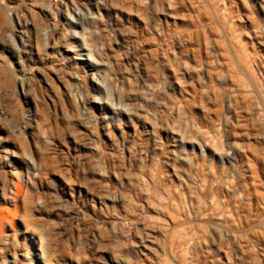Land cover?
<instances>
[{
    "label": "rangeland",
    "instance_id": "1",
    "mask_svg": "<svg viewBox=\"0 0 264 264\" xmlns=\"http://www.w3.org/2000/svg\"><path fill=\"white\" fill-rule=\"evenodd\" d=\"M105 1L109 6H113L112 19L119 23L123 30V37L125 36L121 39L120 45L113 44L105 49V52L108 53V59L116 63L114 65L116 76L124 77L121 78L124 80L122 90L135 99L132 102L140 115L139 118H133V122L123 119L120 122L116 121L111 128L116 137L121 136V130L124 131L125 136L130 139L128 150H117L111 145L109 138L102 135L104 145L102 144L101 155L108 160L105 172L108 177H100L94 166L99 154H95L88 147L89 127L78 124L81 122V117L71 110L69 99L65 95L60 97L55 94L56 91L63 89L62 86L54 84L52 88H48L42 81L41 73H37L34 79L35 83L40 85L38 94L47 98L49 93L54 99L58 98L60 105L72 113H69L72 116H68L72 119L60 118L59 113L54 114L51 107L47 110L42 106L41 113H43L37 112L36 115L40 126L35 127L34 130H28L20 139L16 133L10 132L5 126L1 130V137L3 136L4 139L2 143L8 150L4 153L2 145L1 154L4 158L2 161L8 165L4 166L3 171L6 172L5 177L12 191L17 187L10 183V180L17 181L16 177L11 175V172H15L13 164L24 163L22 154L25 148L34 151L33 155L40 168L39 175L33 180H28L25 170H22L24 177L20 185L25 192H28L27 206L30 209V215L27 219L46 229L48 227L47 230L50 229L54 259L52 258L53 261L51 260L49 264H251L252 260L245 259L244 255H248L253 250L241 234L236 236V241H240L236 242L238 246L236 254L231 251L228 227L231 206H229L230 198L225 186L218 185L219 193L222 202L230 208L221 200L218 205L213 206L215 210L223 213L219 220L223 223L219 233L213 231L210 226L203 225L198 216L200 214L196 216V213H201L202 209L205 217L210 214L205 203L211 207V199L200 197L192 184L186 183L185 186L182 182L186 170H190L194 178L195 164L198 162L203 165L205 162L202 161V157H197V149L191 150L190 143L186 144L182 156L191 157L193 163L191 168L175 158V151L180 150L179 142L175 140L180 138L178 134L182 133L184 137L189 134L185 137L188 141L190 139L189 142H193L201 133L205 135L209 132L216 136L221 134L218 126L220 123L218 113L221 111L212 96V89L208 88L207 93L202 92L197 82L178 70L172 58V51L163 45L159 36L154 35L147 23L146 12L144 11L145 14L143 12L146 7L144 5H147L145 0ZM251 1L258 7L260 4L264 6V0H215L220 5L224 4L229 12L231 11L234 26H237L241 33V41L264 76V62H261L264 52L259 51L261 49L256 47V42L250 40L253 29L254 31L256 29L254 26L257 15L264 17V14L260 10L256 15L249 3ZM157 2L155 1L152 18L156 23H160L168 34L170 32L172 35L181 36L184 47L182 50H185L189 57L186 65L192 67L190 65L195 64L192 58L193 50L197 46L194 40L191 41L193 36L189 37L191 32L198 29L196 26L198 23L195 20L197 6H194L195 3L191 0H157ZM36 6L30 7L34 11H39ZM32 18L30 17V24L35 26L36 18ZM215 35L216 33L212 36L216 38ZM200 39L203 40L200 41L202 44L200 56H205L206 48L203 45L202 34ZM3 43L4 41L0 39V63L4 59ZM33 45L32 59L37 61L41 55L36 45ZM135 66L138 71L134 73H137L138 80L134 83L130 71H133ZM166 75L170 76L172 82V90H170L172 102L160 92ZM142 81L152 86V95L147 88L141 86ZM2 97L0 107L5 111L13 110L15 103L12 104L5 95L4 99ZM32 108L35 111L33 101ZM190 125L193 126L192 129ZM43 126L49 127L48 141L42 131ZM185 126H188V129ZM249 141L247 140L245 144L250 143ZM204 158L207 159L208 155L204 154ZM247 176H250L249 183H253L251 178L254 176L249 173ZM257 180L259 181V178ZM258 181L256 183H259ZM109 195H119L124 205L121 203L113 208L108 200ZM135 195L142 198L136 199ZM38 196L41 198L40 203L43 201L45 205L42 208L35 204ZM144 197H150L153 204L148 207L141 202L143 203L141 210L136 201H142ZM202 199H205V202ZM61 203H66L78 212L80 220L82 213L85 218L77 221L78 223L72 219H66L67 215L60 206ZM204 206L207 209L202 208ZM8 207H11L10 210L13 208L10 205ZM151 208H154V211ZM22 210L20 208L16 213V222L20 225V236L34 237L39 243L35 227L32 229L34 235H31L29 231L26 232L23 219L19 217L23 214ZM133 210H137L138 213ZM124 215L133 219L131 224L120 222L124 219ZM113 219L118 220V224L114 225ZM135 227H138V232ZM145 233L148 234L144 235ZM6 234L4 232V235ZM239 237L242 239L240 240ZM144 244L150 247L145 248ZM35 248L39 249L35 245L32 249L30 248L28 254L23 248L20 249L17 253L19 264H35L34 260H31L35 256L32 255ZM38 252V250L35 251L36 254ZM11 254V252L7 254L9 259ZM120 258L125 261L122 262ZM40 264L47 263L40 260Z\"/></svg>",
    "mask_w": 264,
    "mask_h": 264
},
{
    "label": "bare ground",
    "instance_id": "2",
    "mask_svg": "<svg viewBox=\"0 0 264 264\" xmlns=\"http://www.w3.org/2000/svg\"><path fill=\"white\" fill-rule=\"evenodd\" d=\"M155 1L158 3L157 0H145L147 5H144L146 6L144 10L142 9L143 12H146L144 14L148 19L149 27L153 30L154 35L159 36L163 45L172 51V58L183 75H187L197 82L204 93H207L208 88L212 89V96L221 111L218 113L220 118L218 126L221 134L218 136L209 132L205 135L201 133L197 138L193 137V142H189L190 139L188 141L185 138L189 134L184 137L181 133L178 134V136L180 135L179 139L175 138L180 147L179 151H175V158L180 159L191 168L193 164L191 157L182 156L186 144L190 143L191 150L197 149V157H202V161L205 162L203 165L198 162L195 164L194 178L190 170H186L182 181L185 186L186 183L192 184L200 197L211 199V207L205 203L210 214L204 216L202 209L206 208L204 206L201 208L202 211L200 210L201 213L197 212L196 216L200 214L198 216L203 225L210 226L213 231L220 233V226L223 223H220L219 220L223 213L222 211L218 212L217 209L216 211L213 206L220 203L218 185L223 184L230 198V200L227 199L229 206H231L230 208L225 203L231 213L229 225L226 223L230 230V240H228L231 251L236 254L238 250H236L238 247L236 242H240L236 241V236L241 234L247 239L245 242H248L249 247L253 250L248 255L245 253L247 257L244 255V258L252 260L251 264H264V76L255 59L252 60L247 47L241 41V33L237 26H234L233 15L231 16V11L229 12L224 4L220 5L215 0H193L194 2L191 0L195 3L194 6H197L195 20H197L198 29L195 28L196 30L191 32L189 38L193 36L191 41L194 40L197 48L193 50L192 56L195 64L190 65L189 63L192 67H187L189 57L185 53L186 51L182 50L184 47L181 36L172 35L170 32L169 35L160 23H156L152 18ZM249 3L256 15L260 10L264 14V6L260 4L258 7L253 1ZM33 4L38 6L39 11H34L31 8H35ZM112 7L105 0H0V39L4 41L2 48L4 59L0 63V98L5 95L12 104L15 103L13 110L10 109L11 111H7L8 109L5 111L0 107V264H19L18 251L23 248L28 254L30 248L32 249L35 245L39 248H35V251H39L37 254L35 251V254L31 253L33 256L35 255L31 258L35 264H40V260L49 264L53 258L50 229L47 230L48 227L46 229L27 219L30 215V209L27 206L29 203L27 202L28 192H25L20 185L24 177L21 173L22 170H25L28 180H33L39 175L40 168L33 155L34 151L25 148L22 154L25 159L24 163L13 164L15 172H11V175L16 177L17 181L10 180V183L17 186L14 191L9 189L5 177L6 172L3 171L4 166L8 165L2 161L4 158L1 154L4 140L3 136L1 137V130L4 129V126L10 132L16 133L20 139L25 136L28 130H34L35 127L40 126L36 115L37 112L43 111L42 106L47 110L51 107L54 114L59 113L60 118L70 119L69 117L72 116L69 115L71 112L60 105L57 97L54 99L47 93V98H43L38 94L40 85L34 80L37 73H41L42 81L48 88H52L54 84L62 86L63 89L56 91L55 94L60 97L65 95L69 99L71 110L81 117V122L78 124L89 127L88 147L95 154H99V156L96 155L98 158L94 166L100 177H108L105 174L108 160L101 155L103 150L102 135H106L111 141V145L117 150L130 148L128 146L130 139L125 136L124 131L121 130V136L116 137L111 129L116 121L120 122L123 119L133 122V118L140 116L132 102L135 99L122 90L124 80L121 78L124 77L116 76L114 73L116 63L110 61L108 53L105 52V49L113 44L120 45L121 39L125 37H123L122 27L112 19L114 10ZM169 8H171L170 4ZM30 17L36 18L35 26L30 24ZM165 21L167 24V20ZM254 27L256 29L255 31L253 29L250 40L255 41L256 47L261 49L259 51L264 52L263 16L257 15ZM212 33H216V38L212 36ZM200 34L204 37L205 56H200L202 46L200 41H203L200 39ZM33 44L36 45V49L41 55L37 61L32 59ZM196 46L193 45V47ZM262 55L263 61L261 62H264V53ZM137 71L136 66L133 71H130L134 83L138 80L137 73H134ZM141 84L149 90L150 95L153 94L152 86L150 87L145 81H142ZM170 90H172V82L170 76L166 75L160 92L168 101L172 102L173 97ZM32 101L35 111L32 108ZM117 127L119 128L118 124ZM48 129L49 127H42L46 141L50 137V133L47 134ZM245 140H250V143L245 144ZM34 146L38 150L37 145ZM3 148V152L7 153V147L3 145ZM204 154L208 155L207 159L204 158ZM248 173L254 176H251L253 183H249ZM256 180L259 183H256ZM135 196L139 200L142 198L138 195ZM205 199L202 200L205 202ZM35 200V204L39 208L45 206L43 201L40 203L39 196ZM108 200L113 208L122 203V197L119 195H109ZM141 202H144L148 207L153 204L150 197L136 201L141 210L143 207ZM207 202L209 201L207 200ZM222 203L224 204V202ZM8 205L13 207L12 210ZM60 206L67 215L66 219L76 222L80 220L78 212L66 203H61ZM20 208L23 209V214L19 217L23 219L26 232L29 231L31 235H34L32 229L35 227L39 243L34 237L20 236V225L16 222V213ZM151 209L154 211V208ZM133 211L137 212V210ZM83 216L82 213L81 220L85 218ZM225 218L228 220L227 216ZM121 220L120 222L128 224L133 221L127 215H124V219ZM118 222L116 219L112 221L114 225ZM135 230L138 232V227H135ZM4 232L7 234L4 235ZM144 247L149 248L150 246L145 245ZM9 252L12 253L11 259L7 257ZM124 259L121 261L124 262Z\"/></svg>",
    "mask_w": 264,
    "mask_h": 264
}]
</instances>
